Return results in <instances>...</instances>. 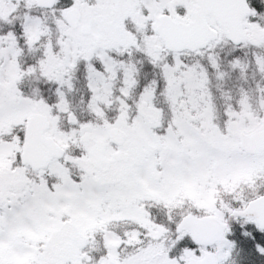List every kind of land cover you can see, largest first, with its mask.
<instances>
[{"label":"snow or ice","instance_id":"obj_1","mask_svg":"<svg viewBox=\"0 0 264 264\" xmlns=\"http://www.w3.org/2000/svg\"><path fill=\"white\" fill-rule=\"evenodd\" d=\"M0 264H264V0H0Z\"/></svg>","mask_w":264,"mask_h":264}]
</instances>
